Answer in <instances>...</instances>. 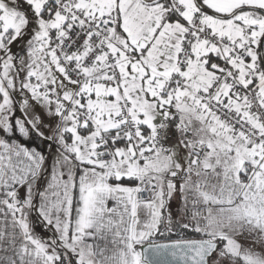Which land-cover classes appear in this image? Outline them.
I'll return each instance as SVG.
<instances>
[{
    "label": "snow or ice",
    "instance_id": "6c2138e0",
    "mask_svg": "<svg viewBox=\"0 0 264 264\" xmlns=\"http://www.w3.org/2000/svg\"><path fill=\"white\" fill-rule=\"evenodd\" d=\"M245 235L264 0H0V264H264Z\"/></svg>",
    "mask_w": 264,
    "mask_h": 264
},
{
    "label": "rangeland",
    "instance_id": "374dc122",
    "mask_svg": "<svg viewBox=\"0 0 264 264\" xmlns=\"http://www.w3.org/2000/svg\"><path fill=\"white\" fill-rule=\"evenodd\" d=\"M23 47H25L23 40L17 42V44L14 46V51L16 52L17 55H23L24 54L21 51V49ZM15 100L19 102L20 97L19 96H16L15 97ZM52 157H53V151L51 152V155L49 156V158L47 160V166H48V168H49V166L51 167V165H52V162H53ZM50 170H51V168H50ZM172 211H173L174 214H176V217L175 218L180 219L182 222H186V219L185 218H183V217H181V216L178 215V211H179V204H178V202L173 205ZM45 230L51 232L48 229H45ZM172 236H174V235H172ZM167 238H169V237H157L158 240H163V239L166 240ZM237 239L239 240L240 243H241V240L243 239V242L241 244L244 245L245 247H253L254 250L257 251V252H264V249H261V245L260 244H257L256 242H254L253 237H250V236H237Z\"/></svg>",
    "mask_w": 264,
    "mask_h": 264
},
{
    "label": "crops",
    "instance_id": "0c3cea01",
    "mask_svg": "<svg viewBox=\"0 0 264 264\" xmlns=\"http://www.w3.org/2000/svg\"><path fill=\"white\" fill-rule=\"evenodd\" d=\"M17 102V104L19 103L18 101H16ZM31 146L32 147H37L38 146V150H43L44 151V154H45V156L46 157H48L49 158V156L51 155V152L53 151V148L52 147H48V146H46L41 140H39V139H36L34 142H32L31 143ZM48 160V159H47ZM47 160H46V166H47ZM47 168H48V166H47ZM50 166H49V168H48V170L50 171ZM112 202L110 201V204H111ZM32 219L33 220H35L36 218H35V215H33L32 216ZM34 229H35V231H36V233L38 234V235H41L42 237H45V238H47L48 236H50L51 235V232H49V231H47V230H45L46 228L41 224V223H39V222H36V223H34ZM245 236H248V235H245ZM251 237V236H250ZM164 240V239H163ZM163 240H160V241H163ZM243 242V239L241 240V243ZM257 244H259V243H257ZM261 245V244H260ZM261 249H264V245H261Z\"/></svg>",
    "mask_w": 264,
    "mask_h": 264
},
{
    "label": "trees",
    "instance_id": "16d2710c",
    "mask_svg": "<svg viewBox=\"0 0 264 264\" xmlns=\"http://www.w3.org/2000/svg\"><path fill=\"white\" fill-rule=\"evenodd\" d=\"M181 238H199V237L196 234H193V233H185V234H183V236L174 235V236H171V237L167 238L166 240H169V239H181Z\"/></svg>",
    "mask_w": 264,
    "mask_h": 264
},
{
    "label": "water",
    "instance_id": "95a60500",
    "mask_svg": "<svg viewBox=\"0 0 264 264\" xmlns=\"http://www.w3.org/2000/svg\"><path fill=\"white\" fill-rule=\"evenodd\" d=\"M163 241H166V240H163Z\"/></svg>",
    "mask_w": 264,
    "mask_h": 264
}]
</instances>
